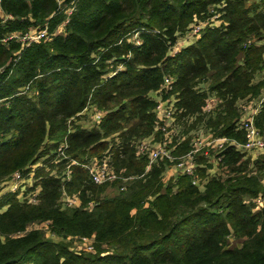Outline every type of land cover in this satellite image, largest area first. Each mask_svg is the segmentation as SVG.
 Segmentation results:
<instances>
[{
	"label": "trees",
	"instance_id": "trees-1",
	"mask_svg": "<svg viewBox=\"0 0 264 264\" xmlns=\"http://www.w3.org/2000/svg\"><path fill=\"white\" fill-rule=\"evenodd\" d=\"M202 21L209 23L196 41L172 54L180 33ZM45 27L49 39L9 38ZM259 72L264 0H0V188L16 171L33 172L28 189L40 188L37 203L18 191L0 196V264H264V206L254 201L264 198V154L252 159L234 143L202 150L196 185L181 172L164 182L177 160L147 169L135 145L164 138L155 129L159 91L175 97V157L203 129L245 142L240 102L262 94ZM166 76L174 79L170 93ZM210 96L219 103L206 113ZM88 108L104 111L98 125L82 123ZM255 123L264 134V102ZM64 139L69 157L58 153ZM93 157H109L121 177L95 183L82 165ZM113 184L121 193L108 196ZM64 191L80 206H66ZM37 223L51 234L28 231ZM69 236L93 237L95 250L56 241Z\"/></svg>",
	"mask_w": 264,
	"mask_h": 264
},
{
	"label": "built area",
	"instance_id": "built-area-1",
	"mask_svg": "<svg viewBox=\"0 0 264 264\" xmlns=\"http://www.w3.org/2000/svg\"><path fill=\"white\" fill-rule=\"evenodd\" d=\"M218 13H216L214 16H212V19H218L219 18ZM68 22V20H67ZM65 22V24L67 23ZM196 24H201V27H198V29L194 28L195 25H191L190 31L193 35H199L200 31L206 27V25L209 22L202 21V22H195ZM51 34L48 32V28L45 27L41 30H32L29 32H26L24 34L15 33L11 35L9 38H17L20 41L26 42L28 45L33 42H38L41 39H49ZM8 38V39H9ZM134 41L136 44H140V40L137 36V34L134 37ZM5 41L7 40L4 39ZM177 45V44H176ZM175 50V47H174ZM176 51H172V54H174ZM174 82V79L172 77L166 76L164 79V83L162 86V89L166 91V93H170L172 91V84ZM157 106L155 108V113L157 115V124H156V132L162 131L164 138L156 143H153L152 139L155 136L145 138L143 140H139L136 142V149L138 154H146L149 159V164L147 169L151 168V165L155 162H157L159 159H169V160H177L175 166H176V173H183L192 176V182L193 184L200 185V178L198 177L196 168V155L198 152L204 150L205 154H209L210 151H219L221 150L226 144L228 143H234L237 144V146L242 149L243 151H256L259 153H264V134L261 131V129L256 125L255 123V116L258 114L261 105L264 102V95L260 98V101L258 105L252 109L247 111V116L241 119L240 122V128L244 129L246 132V141L243 143H237L236 141H231L228 137L222 136V137H215L212 135V137L208 140L202 139L201 137L198 139L193 140V149L183 155L180 158H177L173 155V148L171 147L172 141L168 138V136L171 133V122L174 119V115L176 112V107L174 106V99L175 97L172 96L171 98L164 99L163 94L159 91L157 92ZM219 100L215 96H210L207 100L206 106L204 108V111L206 113H210L213 111L216 106L218 105ZM248 105V104H245ZM243 107V106H242ZM91 110V108H88ZM87 109V110H88ZM243 109H246L244 106ZM93 110V111H92ZM91 112H93V120H90V122H95L97 125L102 120V117L104 116V111L100 109H92ZM91 112L86 113L89 115ZM91 117V116H90ZM175 135H178V132H175ZM179 139L182 138V136L178 137ZM156 141V140H155ZM68 147L67 141L64 139L63 142L60 144L58 148L59 155L66 156V148ZM216 157V158H215ZM213 162L216 164L217 162H220L221 158L217 157L216 155L211 156ZM41 164L40 162H38ZM36 163V164H38ZM79 164V162L73 160L72 164ZM29 165V168H32L33 170L39 165ZM83 166H85L90 173V176L92 180L97 184H102L106 182H114L119 178V173L116 172V170L113 168V166L110 163L109 157H93L87 164L83 163ZM33 172H30V176L27 179H31L32 181L30 184H27L26 181H23V172L22 171H16L12 174V180H16V183L12 181L7 184V189L10 192H16L18 191L20 194L21 199H26V201L30 203H37L38 202V195L40 193V188L37 187L34 191H27L28 188L32 187L33 185ZM65 180L71 179V171H70V165L67 166L65 170ZM134 177H124V184L120 188L122 191L126 188V182L133 180ZM62 201L66 206H80L81 200L77 196H69L65 191L63 192ZM255 202L259 203L261 202V196L254 199ZM48 232V233H47ZM47 234H51V231L48 228L47 225ZM80 239H83L88 242L87 246L89 251L94 250L93 242L89 244V240H93V237H80Z\"/></svg>",
	"mask_w": 264,
	"mask_h": 264
},
{
	"label": "rangeland",
	"instance_id": "rangeland-1",
	"mask_svg": "<svg viewBox=\"0 0 264 264\" xmlns=\"http://www.w3.org/2000/svg\"><path fill=\"white\" fill-rule=\"evenodd\" d=\"M255 0H249V3H252L254 2ZM71 12V9H69V13ZM215 18V16H214ZM217 20V22H215L214 24H218L220 25L222 23L221 19L218 18V19H215ZM67 22V20L65 21ZM192 25H195L194 28L198 29V27H201V24L199 23H193ZM59 30L62 31V33H65V23H63L60 27H59ZM136 35V34H135ZM135 35L132 37L133 39H135ZM194 36H197V35H193L190 31V28L183 34L180 33L179 35V38H178V42H177V45L175 46V50L173 51H176V50H180L181 48L187 46V45H190L192 44L193 42L196 41L195 37ZM198 38V37H197ZM264 72H259L257 74V77L258 79L260 80V78L262 77ZM247 100L245 101V104H247ZM92 110V109H91ZM90 109L87 110V112H91ZM93 111V110H92ZM91 116V117H90ZM90 120H93V112H91L89 114V116L87 117V115H85L84 117L81 118V121L82 123L85 125V126H88V124H90ZM176 125L180 128H182L181 124H178L176 123ZM186 126V124H185ZM171 133L170 135L168 136V138L170 139V141H173L175 139H178L179 136H182V133L179 131V128L174 126V119L172 120L171 122ZM175 132H178V135H175ZM184 133L186 135V132H185V129H184ZM212 133H208V131H205V129L203 130H200L198 132H196V134H193V138L196 140L198 138H202V139H205V140H208L212 137ZM153 143H156L158 141H160L159 139L157 141L154 140V138L152 139ZM249 155V157H251L252 159H256L257 157H259L261 155V153L259 152H256V151H249L247 153ZM264 154V153H262ZM39 164V163H38ZM36 164V165H38ZM175 173H176V166H172L170 167L168 170L165 171L164 173V182H167L169 181L170 178H172L173 176H175ZM121 177V176H120ZM124 178V177H123ZM23 181H26L27 184H30V182L32 181L31 179H27V177H24L23 176ZM14 181L16 183V180H12V177L10 179H8V181H6L4 183V185L0 188V196H2V194L8 192V189H7V184L10 182ZM117 186L115 184H113L112 186H109L108 187V191H107V195L108 196H112L114 194H118V193H121L119 188H116ZM27 191H31L30 189H28V186H27ZM35 189H33L34 191ZM258 198V197H257ZM248 201H249V198H248ZM257 204V207H262L264 206V198L261 196V202L260 204L255 202ZM35 228H42L44 230L47 231V223H37V224H32L29 228H28V231L31 230V229H35ZM50 235V234H48ZM67 242L69 244V248L73 251H76V252H80V251H89L88 249V242L83 240V239H80V237H72V236H69L68 238H64L62 239L61 237L60 238H56V241H64ZM94 240V239H93ZM93 240H89V244H91L93 242ZM231 244H240L239 242L235 241L234 239L231 240ZM95 250V249H94ZM93 250V251H94Z\"/></svg>",
	"mask_w": 264,
	"mask_h": 264
},
{
	"label": "crops",
	"instance_id": "crops-1",
	"mask_svg": "<svg viewBox=\"0 0 264 264\" xmlns=\"http://www.w3.org/2000/svg\"><path fill=\"white\" fill-rule=\"evenodd\" d=\"M199 36H200V34L197 35V36H194V37H195V39H197V37H199ZM257 79H258V77H257ZM157 95H158V94L156 93V94L154 95V97L156 98ZM263 95H264V90H263L262 94L260 95V97L255 98V99L249 101V102L247 103L248 105H245V101H246L247 99H245L244 101L242 100V101L240 102V106H241L242 109H243L244 106L246 107V109H243V115H242V118H244V117L247 116V111H248V110H252V109H254V108L258 105V103H259V101H260V98H261ZM247 101H248V100H247ZM242 106H243V107H242Z\"/></svg>",
	"mask_w": 264,
	"mask_h": 264
}]
</instances>
